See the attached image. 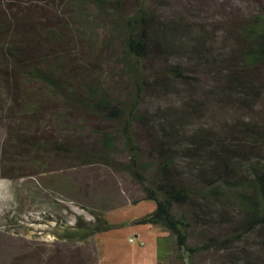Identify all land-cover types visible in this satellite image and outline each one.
<instances>
[{"label": "rangeland", "instance_id": "374dc122", "mask_svg": "<svg viewBox=\"0 0 264 264\" xmlns=\"http://www.w3.org/2000/svg\"><path fill=\"white\" fill-rule=\"evenodd\" d=\"M141 4L164 17L214 27L213 43L219 48L224 40L233 46V33H238L249 18L264 16V0L122 3L126 13H133ZM0 25V46L24 44L23 57L46 62L56 81L73 93L72 99L69 91L61 97L38 81L14 74L12 64H8L12 73L0 77V264H98L94 244L90 240H65L59 236L65 228H72L79 216L88 221H93L96 213L140 217L155 206L152 201L135 204L145 194L129 172L80 159L86 152L98 158L103 153V133L109 132L116 136V160H129L117 126L74 107L79 101L84 103L83 87L90 80L101 82L118 100H131L136 94L114 21L86 2L0 0ZM39 33L43 37L37 40ZM151 65L157 67L156 63ZM216 71L210 66L200 71L196 88L205 106L201 121L195 123L219 130L238 117L264 123V98L251 111L215 102L210 94ZM189 89L185 84H176L169 93L152 88L144 93L140 110L150 120L166 107L180 108L184 99L188 100L184 97L192 94ZM29 106L37 109L29 110ZM134 132L136 142L147 153L150 139L146 130L136 123ZM60 143L69 144L70 152L59 150ZM75 147L78 152H74ZM187 216L192 222L189 211ZM190 231L188 243L196 245L212 233L222 236L227 227L192 223ZM225 254L209 250L194 255L193 262L232 264ZM177 258L176 245H172L159 264H181Z\"/></svg>", "mask_w": 264, "mask_h": 264}, {"label": "trees", "instance_id": "16d2710c", "mask_svg": "<svg viewBox=\"0 0 264 264\" xmlns=\"http://www.w3.org/2000/svg\"><path fill=\"white\" fill-rule=\"evenodd\" d=\"M75 1L91 4L114 21L125 68L136 91L131 100H118L98 80L84 84L85 101L74 107L117 126L129 160H116V136L109 132L103 133V153L98 158L86 152L80 159L127 171L141 185L145 196L135 204L152 201L155 209L131 224L150 225L169 233L159 238V260L176 245L181 264H194V255L209 250L225 252L232 264L263 263L264 123L238 117L219 130L195 121H201L205 106L196 88L201 81L200 71L209 66L217 70L210 94L217 104L251 111L262 102L264 16L249 18L238 33H233V46L224 40L219 48L213 43L214 27L164 17L142 4L133 13H126L124 0ZM35 37L38 40L43 36L39 33ZM24 49L25 45L19 43L0 46V77L13 71L65 98L64 92L69 90L56 81V74L48 70L46 62L29 61L23 57ZM8 64H12V71ZM176 84L191 87L190 97H184L188 100L184 99L180 108L166 107L148 120V115L140 110L144 93L152 88L169 93ZM69 93L72 99L73 93ZM30 109L37 108L29 106ZM136 123L150 139L147 153L136 142ZM58 149L70 152L66 143H60ZM75 151L78 152L76 147ZM192 223L208 228L225 225L227 231L222 236L212 233L205 236L202 244L190 245ZM115 227L105 214L96 213L93 221L79 216L73 227L65 228L59 236L69 242H84Z\"/></svg>", "mask_w": 264, "mask_h": 264}, {"label": "crops", "instance_id": "0c3cea01", "mask_svg": "<svg viewBox=\"0 0 264 264\" xmlns=\"http://www.w3.org/2000/svg\"><path fill=\"white\" fill-rule=\"evenodd\" d=\"M154 209L152 205L144 214ZM105 218L116 227L89 238L95 246L98 264H159V238L167 237L168 232L150 225L131 224L138 216L111 213Z\"/></svg>", "mask_w": 264, "mask_h": 264}, {"label": "bare ground", "instance_id": "6f19581e", "mask_svg": "<svg viewBox=\"0 0 264 264\" xmlns=\"http://www.w3.org/2000/svg\"><path fill=\"white\" fill-rule=\"evenodd\" d=\"M1 192V191H0Z\"/></svg>", "mask_w": 264, "mask_h": 264}]
</instances>
